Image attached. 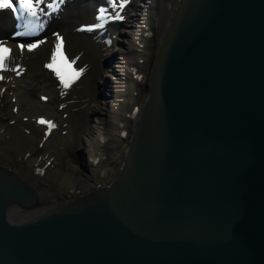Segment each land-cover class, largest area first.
I'll use <instances>...</instances> for the list:
<instances>
[{"label":"water","instance_id":"water-1","mask_svg":"<svg viewBox=\"0 0 264 264\" xmlns=\"http://www.w3.org/2000/svg\"><path fill=\"white\" fill-rule=\"evenodd\" d=\"M113 180L26 222L0 168V264H264V0H177Z\"/></svg>","mask_w":264,"mask_h":264},{"label":"bare ground","instance_id":"bare-ground-1","mask_svg":"<svg viewBox=\"0 0 264 264\" xmlns=\"http://www.w3.org/2000/svg\"><path fill=\"white\" fill-rule=\"evenodd\" d=\"M131 1L128 0L123 8L120 4L124 0H109L102 7L96 6L93 1L75 5L70 11L68 9L64 14H59L60 19L50 21L56 26L55 29H50L34 41L13 40L12 36L5 34L13 8L0 9V44L11 50L5 61L6 67L0 69V77H3L0 79V168L13 173L31 187L40 182L73 184L66 192L72 195L113 180L121 162L114 167L113 162L118 155L108 156L104 150L109 142L124 136L128 121L134 123L136 120L138 106L135 95L138 96L141 82L148 80L147 75H142V69L145 64V42L150 35L153 18L159 14L157 27L158 36L161 37L177 2L144 0L137 16L127 22L118 38H112L113 35L109 39L94 37L97 32L90 30L97 28L95 25H102L104 20L115 14L124 17ZM28 2L32 10L43 16L40 23L42 28L45 11L51 1ZM61 38L65 56L70 63L74 61L72 68L77 71L83 69L79 79L69 88H64L55 71L47 67L52 63ZM33 44L36 47L30 49L29 46ZM21 45L24 47L21 48ZM109 58L113 60V65L104 70L103 66ZM102 84V88L108 87V93L98 101ZM38 91H44L39 94V100H44L48 105H40V101L37 105V102L26 100V96ZM26 106L47 111L45 113L49 116H39L37 120L44 118L53 122L55 127L49 130L47 124L40 126L36 125V121L32 123L21 118L20 111ZM9 107L18 112L13 114ZM94 111H99V116L103 118L100 123H90L88 116ZM67 120L70 121L69 126ZM66 130L68 133L64 134ZM81 134L90 138L84 148L88 158L76 168L64 161L63 153L56 151L63 149L70 152V148L65 147L67 143L63 146V141L68 142L75 137L79 139ZM44 138H47L45 142ZM54 140H58L59 144L54 151H50V142ZM50 198L52 195L48 191H40L38 209L22 211L16 208L12 213L22 216L40 212L46 208L45 201ZM47 211L35 213V217Z\"/></svg>","mask_w":264,"mask_h":264},{"label":"rangeland","instance_id":"rangeland-1","mask_svg":"<svg viewBox=\"0 0 264 264\" xmlns=\"http://www.w3.org/2000/svg\"><path fill=\"white\" fill-rule=\"evenodd\" d=\"M144 0H136L133 4V6L128 9V12L126 13L125 17H126V21L122 24V26H120V29L118 31H116V29H113L111 31V35H114V37H119V35H121V32H123L125 30V25L127 24L128 21H130L131 18H135L137 16V14L139 13V10L143 4ZM167 1V0H165ZM159 14H156L153 18L152 21V28L151 31L152 33L148 36L147 40H146V48L144 51V67L142 69V75H147L150 72L151 66H152V62H153V57H154V53H155V41L158 40L159 36H158V27H157V20H158ZM123 35V34H122ZM108 61H110V58L108 59ZM107 61V62H108ZM147 61V62H146ZM106 62V63H107ZM115 62V61H114ZM108 64L103 66L104 70H107L109 67ZM105 75V73L103 74V76ZM146 80L142 81L141 84L139 85L138 88V96L137 94L136 96V104L137 106H141L145 96L147 95L146 93ZM104 89H102L103 91ZM101 91V92H102ZM44 91H38L36 94H29V96H26V100L29 101L30 103L32 102H39L40 105H48L46 104L47 102H45L44 100H39V94H42ZM99 90V94L101 93ZM103 100V97H98V101ZM42 101V102H41ZM39 103L37 105H39ZM13 102L11 103V105L13 106ZM10 105V106H11ZM10 110H12V113H17L18 110H15L14 108L11 109V107H9ZM97 110V109H96ZM53 110H51L52 112ZM45 112L47 111H42L41 109H37V108H29L28 106L24 107L21 109L20 111V117L27 119L29 121L33 122H37V118L39 116L45 117V116H49V114L47 115ZM48 113V112H47ZM65 119H67V117H65ZM88 119L90 121L91 124H93V122L97 121L98 123L101 122V118L99 116V111L98 113L96 111H94L93 114L88 116ZM68 121V120H67ZM38 123V122H37ZM68 126L70 125V121L67 122ZM37 125V124H36ZM133 127V123L132 121H128L125 127V135L121 138H117L115 141H111L109 142V146L104 150L106 153H108V156H111L112 154H116L118 155V159L116 161L113 162V166H117L118 163L121 162V155L123 156V152L127 146V143L129 141V137H130V132H131V128ZM27 128L29 129V131H31L30 127L27 126ZM26 128V129H27ZM72 130V129H71ZM68 131L66 130L64 132V134H67ZM90 138L87 137V135L85 134H81V137L79 139L72 138L71 140H69L68 142L63 141V146L66 144L65 147L70 148V152H65L62 150H58L56 151V153H63V159L66 162H69L73 167H80L83 163L84 160H86V158H88V156L86 157L85 154V145L87 144V140H89ZM51 144L49 145L50 147V151H54L57 148V145L59 144L58 140H54L53 142H50ZM60 151V152H59ZM69 151V150H68ZM73 184H47L45 182H40L38 184H36L35 187H33L36 191L38 192H44V191H48L51 195L52 198H50V200H46L45 201V209H42L40 212H34L31 213L29 215H22L19 217H12V221L15 223H20V222H26L30 219H33L35 217V213H42L43 211L47 210H52L55 207H58L60 205H62L63 203H65L66 201H68L69 199L77 196V194H69L66 193L68 192L71 188ZM71 193H73L71 191ZM79 194V193H78ZM36 209V208H35ZM38 209V208H37Z\"/></svg>","mask_w":264,"mask_h":264},{"label":"snow or ice","instance_id":"snow-or-ice-1","mask_svg":"<svg viewBox=\"0 0 264 264\" xmlns=\"http://www.w3.org/2000/svg\"><path fill=\"white\" fill-rule=\"evenodd\" d=\"M37 2H39V0H37ZM127 2L128 0H124V3L120 4V7L123 8L124 4H126ZM25 4L27 5L28 8L32 7V5L28 2V0H25ZM9 8H14L12 0H0V9H9ZM32 15L34 16L35 12H33ZM119 18L123 19V17H119ZM99 26L100 25H95L94 27H99ZM20 47L23 48L24 46L21 45ZM35 47H36L35 44L29 46L30 49ZM62 48H63V42L61 38V44L58 46L57 51L53 54L52 63H49L47 67L55 71L56 75L60 78L64 88H69L77 79H79L80 75L83 72V69H80L79 71L73 69L72 63H74V61L71 63L68 61ZM10 51H11L10 49L0 44V69H4L6 67L5 61L8 59V53ZM0 79H3V77H0ZM39 123L47 124L49 126V130L55 127V124L53 122L47 121L44 118H40Z\"/></svg>","mask_w":264,"mask_h":264}]
</instances>
